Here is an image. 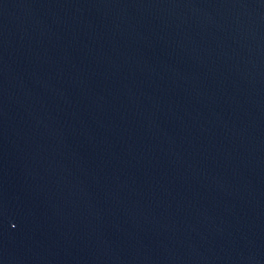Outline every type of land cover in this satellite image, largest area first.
<instances>
[{
  "label": "water",
  "instance_id": "95a60500",
  "mask_svg": "<svg viewBox=\"0 0 264 264\" xmlns=\"http://www.w3.org/2000/svg\"><path fill=\"white\" fill-rule=\"evenodd\" d=\"M0 264H264V0H0Z\"/></svg>",
  "mask_w": 264,
  "mask_h": 264
}]
</instances>
